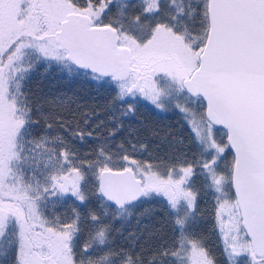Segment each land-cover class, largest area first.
<instances>
[{
  "label": "snow or ice",
  "instance_id": "obj_1",
  "mask_svg": "<svg viewBox=\"0 0 264 264\" xmlns=\"http://www.w3.org/2000/svg\"><path fill=\"white\" fill-rule=\"evenodd\" d=\"M41 66L109 95L108 123L34 98ZM141 100L185 114L191 158L174 137L163 157L135 131L115 144ZM197 179L224 264H264V0H0V264H218L196 234ZM158 198L171 243L116 245L115 224Z\"/></svg>",
  "mask_w": 264,
  "mask_h": 264
},
{
  "label": "trees",
  "instance_id": "obj_2",
  "mask_svg": "<svg viewBox=\"0 0 264 264\" xmlns=\"http://www.w3.org/2000/svg\"><path fill=\"white\" fill-rule=\"evenodd\" d=\"M26 90L34 98L43 97L51 100L63 96L69 101L74 99L75 103H70L69 111H65L64 115H69V112H71L74 115L75 120L81 121V126H83V117L81 113L85 112L90 118L89 125L92 127L100 121H104L106 124L108 123L109 113L106 109V105H108L111 99L109 95L97 94L87 85L69 82L68 80L63 79L61 74L53 69L46 71L44 67H38L33 72L31 79L27 82ZM78 105L79 108L77 107ZM45 107L47 108L48 105ZM53 107L55 106L53 105ZM151 109L154 112L153 114H147L145 111L142 112L141 108V110H138L134 116L125 118L123 120V128L115 137V144L120 143L125 138H130L129 132L135 131L138 133L141 141L149 144V151L153 152V155H159L161 157L165 155L167 151V142L164 139L165 136L169 139L174 137L182 140L183 146L187 145L181 138L180 134H187L188 131L183 130L179 121L176 123L177 125H174V117H169L170 114H166V112H171L172 114L176 112L167 109L159 110L156 109L155 106ZM42 127L43 125H41V128ZM179 127L182 129H179ZM154 132L158 133V135H153ZM220 132L223 135V131L220 130ZM94 146V139H89L85 143H80L78 141L74 142L75 150L81 154L91 151ZM194 154L195 153H188L189 158ZM136 158L150 159L146 154L143 157L138 155ZM209 202L210 201L204 204L197 212L198 226L196 228V234L200 236V234L204 232L206 238H203L206 246L210 244L208 241L213 242L215 245L219 243L215 226L213 227L212 225L214 215H212V206ZM64 207V211H61L59 215L63 217H71L72 205L65 203ZM144 208L151 209V213L149 215H141L140 213L143 212ZM205 216H208L207 226H205ZM137 218L139 219V223H137ZM203 225L204 229L202 230ZM114 227L117 230L113 233L116 245H123L127 248L131 244L135 251H143L146 255L162 242L170 244L173 239L172 228L167 219L165 202L160 198L143 205L138 210L137 216L133 217L130 223L121 225L117 222ZM121 233L123 235H121ZM129 233H136L138 239L136 241L127 240L126 238ZM210 251L215 258L220 260L218 258L219 250L217 246L211 248Z\"/></svg>",
  "mask_w": 264,
  "mask_h": 264
},
{
  "label": "rangeland",
  "instance_id": "obj_3",
  "mask_svg": "<svg viewBox=\"0 0 264 264\" xmlns=\"http://www.w3.org/2000/svg\"><path fill=\"white\" fill-rule=\"evenodd\" d=\"M141 108H142V112L143 111H145L147 114H153L154 112H153V110L151 109V108H154V105H152L151 104V102L150 101H146V100H141V103H140V105L138 106V110H141ZM167 110H169V111H175L176 113H178L179 114V116L181 117V119L183 120V123H185V125L189 128V130H190V132H191V134H192V137H193V133H192V131H191V125L188 123V121H187V119L185 118V114L184 113H182V112H180L179 111V109H177V108H175L174 106H170V107H168V108H166ZM157 111H159V110H157ZM197 111H199V109H197ZM176 113H173V114H176ZM217 139H221V133L220 132H217ZM197 181H199V180H197ZM197 183V182H196ZM202 190H203V193L206 195V196H210L211 195V199H210V202H209V204H211V206H212V215H214V197H213V195H212V193H210L209 191H207V190H205L204 188H202ZM199 199V198H198ZM200 200H205V198H202V199H199V204H200ZM65 204V203H64ZM64 204L62 205V204H60L59 206H57L56 207V209H55V212H56V214L57 215H59L60 214V212L61 211H64ZM66 204H69V205H72L73 204V201H70V200H68L67 201V203ZM198 204V209H197V212H198V210H199V208H200V205ZM64 217H67V216H64ZM215 218H214V216H213V227L215 226ZM216 228V227H215ZM204 229V225H203V228H202V230ZM217 231V230H216ZM205 234H204V232H202L201 234H200V236H202V237H204V238H206V236H204ZM217 236H218V234H217ZM218 238H219V236H218ZM213 240V239H212ZM207 241H208V239H207ZM210 244H208L207 245V247H208V249L210 250L211 248H214V247H218V250H219V255H218V258L220 259V260H218L217 258H216V260H217V262H218V264H224V261H225V257H224V254H223V245H222V243H221V240H220V238H219V243L218 244H214L213 242H211V241H208ZM221 245H222V247H221Z\"/></svg>",
  "mask_w": 264,
  "mask_h": 264
},
{
  "label": "flooded vegetation",
  "instance_id": "obj_4",
  "mask_svg": "<svg viewBox=\"0 0 264 264\" xmlns=\"http://www.w3.org/2000/svg\"><path fill=\"white\" fill-rule=\"evenodd\" d=\"M166 114H170L169 115V117H171V116H173L174 117V120H175V122L173 123L174 125H177L176 123H177V119H179L180 118V123H181V125H182V127H183V130H186V131H188V133L187 134H180V136H181V138L186 142L185 144H187V145H185V146H183V150L184 151H187L188 153H196V146H195V143H194V141H193V137H192V134H191V132H190V130H189V128L185 125V123H183V121H182V119H181V117L179 116V114L178 113H176V114H172L171 112H166ZM158 115V114H157ZM181 127H179V129H180ZM182 129V128H181ZM178 130V129H177ZM218 132H220V131H218ZM221 133V132H220ZM221 138H223V135H222V133H221ZM197 180H199V181H197ZM196 180V182L197 183H195V187L199 190V199H202V198H205V200H200V204H199V199H198V204L200 205V208H199V210L201 209V207L204 205V204H206V203H208V201H210V199H211V195L210 196H206L204 193H203V190H202V186H201V180L200 179H197ZM211 193V192H210ZM205 226H207L208 225V216H205ZM215 231H216V228H215ZM216 233H217V231H216Z\"/></svg>",
  "mask_w": 264,
  "mask_h": 264
},
{
  "label": "bare ground",
  "instance_id": "obj_5",
  "mask_svg": "<svg viewBox=\"0 0 264 264\" xmlns=\"http://www.w3.org/2000/svg\"><path fill=\"white\" fill-rule=\"evenodd\" d=\"M178 121H180V118H179V119H177V122H178Z\"/></svg>",
  "mask_w": 264,
  "mask_h": 264
},
{
  "label": "water",
  "instance_id": "obj_6",
  "mask_svg": "<svg viewBox=\"0 0 264 264\" xmlns=\"http://www.w3.org/2000/svg\"><path fill=\"white\" fill-rule=\"evenodd\" d=\"M217 128H219V126H217Z\"/></svg>",
  "mask_w": 264,
  "mask_h": 264
}]
</instances>
